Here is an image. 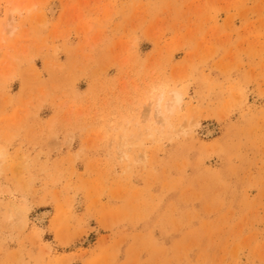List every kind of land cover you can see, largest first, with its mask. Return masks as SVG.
<instances>
[{
  "label": "rangeland",
  "instance_id": "1",
  "mask_svg": "<svg viewBox=\"0 0 264 264\" xmlns=\"http://www.w3.org/2000/svg\"><path fill=\"white\" fill-rule=\"evenodd\" d=\"M0 264H264V0H0Z\"/></svg>",
  "mask_w": 264,
  "mask_h": 264
},
{
  "label": "bare ground",
  "instance_id": "2",
  "mask_svg": "<svg viewBox=\"0 0 264 264\" xmlns=\"http://www.w3.org/2000/svg\"><path fill=\"white\" fill-rule=\"evenodd\" d=\"M15 11H18L17 8H12L11 13H14ZM10 12V11H9ZM10 13V14H11ZM181 103V97L178 93L172 92L170 99H165L162 95L156 97V102L154 104V117L158 118L157 129L159 128L162 130L163 128H171L170 122H169V116L174 112V108L179 106ZM153 117V118H154ZM155 119V118H154ZM153 122V121H152ZM156 122V121H155ZM154 124V123H153ZM173 124V123H172ZM156 129V128H155ZM158 129V131H159ZM164 130V129H163ZM150 131V130H149ZM156 131V130H154ZM157 132V131H156ZM153 133V132H152ZM158 133V132H157ZM209 133V132H208ZM133 134V133H132ZM127 135V134H126ZM139 135V134H138ZM153 135V134H151ZM122 136V135H121ZM131 136V135H130ZM150 136V135H149ZM132 138V137H131ZM126 143V142H125ZM121 146V145H120ZM119 146V147H120ZM122 147V146H121ZM118 149V148H116ZM122 155L125 157L124 152ZM122 162V161H121Z\"/></svg>",
  "mask_w": 264,
  "mask_h": 264
}]
</instances>
